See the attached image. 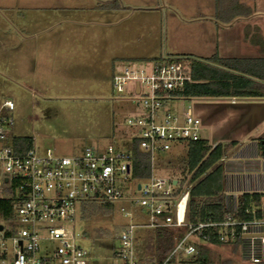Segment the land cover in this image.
I'll return each instance as SVG.
<instances>
[{"label": "rangeland", "instance_id": "rangeland-1", "mask_svg": "<svg viewBox=\"0 0 264 264\" xmlns=\"http://www.w3.org/2000/svg\"><path fill=\"white\" fill-rule=\"evenodd\" d=\"M197 1L206 5L208 0H32L36 7L27 9L18 8L21 0H0V101L10 99L16 105L13 136L29 137L40 152L50 149L60 156L81 154L89 148L102 151L108 145L128 147L133 132L127 121L142 110L129 93L115 92L113 75L133 63L146 67L150 59L141 57L156 55L152 54L156 49L169 53L171 23L190 18L195 10L188 6L194 9ZM134 7H159L160 13ZM35 30L40 36H56L54 65L43 83L31 79L32 63L26 48L32 41L25 40L22 45L19 41L21 36H33ZM154 33L155 46L149 40ZM234 99L236 105L231 97L191 98L167 104L165 109L179 114L191 110L206 118L213 124L209 133L216 136L202 131L201 137L211 143L215 138L238 140L237 124L247 101ZM248 108L252 113L259 110L258 105ZM181 151V146H174L172 152L153 162L156 175L179 180V187L184 178H190L183 171L187 159ZM132 190L137 196V187ZM5 195L0 177V197ZM128 205L87 207L77 233L90 264L120 263L113 247L118 245L117 237L126 222L121 208ZM138 245L142 255L147 247L144 234ZM208 251L213 264H243L231 247ZM187 261L181 256L168 264H197Z\"/></svg>", "mask_w": 264, "mask_h": 264}, {"label": "built area", "instance_id": "built-area-1", "mask_svg": "<svg viewBox=\"0 0 264 264\" xmlns=\"http://www.w3.org/2000/svg\"><path fill=\"white\" fill-rule=\"evenodd\" d=\"M191 80L184 60L165 57L148 61L146 67L133 63L115 72V92L129 93L142 110L127 121L133 132L129 146L89 148L71 156L17 143L19 137L12 133L16 105L10 99L0 101V177L6 193L0 199H14L10 218H0V264H90L77 233L85 201L129 204L121 208L126 222L113 247L119 264H156L144 262L139 252L140 232L146 230H172L177 236L163 264L181 256L195 257L200 248H217L210 243L212 235L222 246L239 241L243 264H264V216L240 220L235 217V202L228 204L221 222L189 223V190L176 196L179 180L156 175V158L202 138V121L191 110L179 114L165 109L186 99L182 91ZM133 139L151 154L153 168L147 179L132 177Z\"/></svg>", "mask_w": 264, "mask_h": 264}, {"label": "trees", "instance_id": "trees-1", "mask_svg": "<svg viewBox=\"0 0 264 264\" xmlns=\"http://www.w3.org/2000/svg\"><path fill=\"white\" fill-rule=\"evenodd\" d=\"M263 45V44H262ZM161 59V58H160ZM167 60H184L187 63L191 81L188 82L182 95L191 98H264V58H228L217 55L211 58H196L192 56H166ZM158 60V59H154ZM153 61V60H152ZM26 149L32 146L29 137H19L16 141ZM131 173L133 179L143 180L152 173L151 154L139 147L137 139H133ZM236 146V143L217 144L216 147L205 138L191 141L187 144V168L183 171L190 174V178L181 181V187L174 195L180 196L189 190L187 207V222H221L227 213L228 199L226 194L224 167L222 159ZM262 150V145L260 144ZM263 155H264V150ZM180 183V182H179ZM264 194L246 192L236 197L237 212L235 217L240 220H252L263 217L262 198ZM13 198L0 199V218L7 220L13 212ZM100 205L107 209L114 204L85 201L80 208L82 219L87 207ZM145 235L147 247L142 252L144 262L163 264L173 251L177 236L172 230L141 231ZM211 244L222 247V243L212 235ZM239 241L232 246L238 252ZM175 259L170 260V262ZM189 263L213 264L211 253L204 248L199 249L195 257L188 258Z\"/></svg>", "mask_w": 264, "mask_h": 264}, {"label": "crops", "instance_id": "crops-1", "mask_svg": "<svg viewBox=\"0 0 264 264\" xmlns=\"http://www.w3.org/2000/svg\"><path fill=\"white\" fill-rule=\"evenodd\" d=\"M21 1L23 2L18 6L19 9L36 7L31 3L32 0ZM134 8H139L142 11L155 10L156 13H160L159 7H156V9L154 7ZM188 8L195 10L190 18L183 17L177 22L174 20L171 23V47L169 53H167L168 55L164 51L165 55H162L161 50L156 49L155 52L159 53L153 52L152 54L156 55L144 56L141 59L152 61L160 59V56L161 58L166 56L211 58L215 55L223 59L264 58V0H208L206 5L197 1L194 9L191 5ZM145 21L148 22V20ZM46 31L48 32V29ZM55 37L40 36V33L35 30L33 36H21L19 39L20 45L25 40L32 41L29 49L26 48V52L29 53L32 63L31 79L33 82L43 83L48 78L49 69H52L54 65L53 58L55 54L52 48L56 41ZM149 40L155 46L157 41L155 33L149 36ZM242 53L245 55H239ZM151 58L153 59L151 60ZM233 100L235 99L232 98ZM243 100L247 102L243 104V112L240 114L239 125L237 124V128H239L237 137L239 139L223 141L215 138L211 143L210 139L205 138L211 144L236 143V146L221 161L224 167L229 205L236 202L238 195L246 192L264 194V155L262 151L264 150V98H247ZM256 100L263 102L255 104L251 102ZM232 101V105H236V102L233 103ZM253 105H258L259 108L255 113L250 112L248 108ZM260 111L262 112L259 113ZM198 118L202 121V131L206 132L209 137L216 136L214 135L216 133H209V128L212 129L213 124L206 118ZM256 122L257 124H255ZM229 136L233 135L229 134L226 137L230 138ZM220 138L225 137L220 136ZM260 144L263 146L262 150ZM181 150L186 156L187 146H182ZM229 156L231 157L228 158ZM262 204L264 215V197L262 198Z\"/></svg>", "mask_w": 264, "mask_h": 264}, {"label": "water", "instance_id": "water-1", "mask_svg": "<svg viewBox=\"0 0 264 264\" xmlns=\"http://www.w3.org/2000/svg\"><path fill=\"white\" fill-rule=\"evenodd\" d=\"M139 188H140V186H139Z\"/></svg>", "mask_w": 264, "mask_h": 264}]
</instances>
